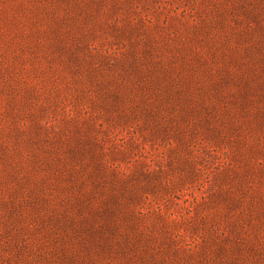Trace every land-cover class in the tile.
<instances>
[{"label":"rangeland","instance_id":"obj_1","mask_svg":"<svg viewBox=\"0 0 264 264\" xmlns=\"http://www.w3.org/2000/svg\"><path fill=\"white\" fill-rule=\"evenodd\" d=\"M95 153L172 180L151 208L181 232L243 171L264 198V0H0V264H88L70 220Z\"/></svg>","mask_w":264,"mask_h":264},{"label":"trees","instance_id":"obj_2","mask_svg":"<svg viewBox=\"0 0 264 264\" xmlns=\"http://www.w3.org/2000/svg\"><path fill=\"white\" fill-rule=\"evenodd\" d=\"M195 152L181 146L177 163L187 169V181L201 178L209 183L210 174L197 167ZM100 154H94L86 173L93 189L84 190V201H77L85 204L81 208L87 216L79 223L70 220V227L79 232L88 264H264V198L247 186L248 172L243 171L234 186L218 184L201 202L193 199L194 219L188 221L189 230L181 232L172 213L162 212L158 203L151 208L157 197L177 199L172 180L147 169L142 181L132 179L118 164L99 159ZM223 165L215 167L221 177ZM251 168L264 169L260 162ZM262 193L264 197V189ZM190 230L194 238L185 241ZM71 252V257L79 259L76 251Z\"/></svg>","mask_w":264,"mask_h":264}]
</instances>
